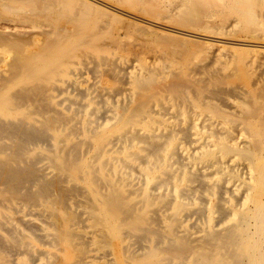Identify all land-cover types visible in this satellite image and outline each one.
<instances>
[{"label": "bare ground", "instance_id": "obj_1", "mask_svg": "<svg viewBox=\"0 0 264 264\" xmlns=\"http://www.w3.org/2000/svg\"><path fill=\"white\" fill-rule=\"evenodd\" d=\"M17 31L0 32V264H264V85L245 96L202 64L160 82Z\"/></svg>", "mask_w": 264, "mask_h": 264}, {"label": "rangeland", "instance_id": "obj_2", "mask_svg": "<svg viewBox=\"0 0 264 264\" xmlns=\"http://www.w3.org/2000/svg\"><path fill=\"white\" fill-rule=\"evenodd\" d=\"M12 26L17 41L37 40L36 30L54 28L97 43L120 59L125 72L157 70L160 82L172 71L189 72L202 64L227 73L226 82L239 84L245 96L264 85V64L259 65L264 60V0H0V32ZM254 54L258 57L252 62ZM67 89L68 96L76 92ZM170 111L165 100L155 107L158 118ZM105 115L99 121L108 119ZM124 172L136 181L137 172ZM13 217L42 226L32 208L17 210Z\"/></svg>", "mask_w": 264, "mask_h": 264}]
</instances>
